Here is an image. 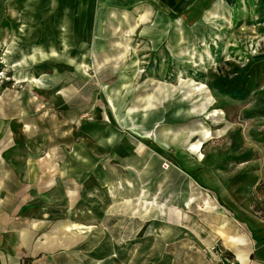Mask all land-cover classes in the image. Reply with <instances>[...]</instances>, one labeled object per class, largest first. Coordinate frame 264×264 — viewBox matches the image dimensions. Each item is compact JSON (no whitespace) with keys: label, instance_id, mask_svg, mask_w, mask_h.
Segmentation results:
<instances>
[{"label":"rangeland","instance_id":"1","mask_svg":"<svg viewBox=\"0 0 264 264\" xmlns=\"http://www.w3.org/2000/svg\"><path fill=\"white\" fill-rule=\"evenodd\" d=\"M2 1L15 13L16 0ZM231 1L228 22L211 19L216 16L208 12L210 20L201 22L200 28L184 23L185 53L174 54L170 48L168 59L155 61L164 62L166 69L141 68L139 81L154 79L172 90L166 101L154 96L146 110L129 112L131 107L141 109L143 103L119 102V92L131 90L133 95L134 88L112 87L114 77L106 76L107 85L100 87L45 84L44 78L54 75L60 61H29L30 51L39 45L33 39L10 40L4 53L0 50V256L9 258L6 264H47L32 258L84 240L90 252L98 251L100 257L103 251L111 257L87 258L83 264H151L144 258L137 263L128 258L134 222L146 219L130 212L142 206L153 209L147 216L153 218L156 230L160 225L156 220L167 221L176 235L182 230L177 229L181 220L186 228L194 214H204L207 221L217 216L218 221L224 218L242 228L264 248V25L252 17L249 1ZM54 5L46 0L42 14H53ZM32 12L26 3L25 31L32 25ZM200 29L197 40L191 32ZM40 48L48 53L47 47ZM6 51L8 63L2 61ZM61 75L54 77L58 80ZM30 78L42 85H34ZM199 85L204 88L195 90ZM145 90L154 93L155 88ZM93 109L108 110L110 124H97ZM105 126L122 127L141 137L146 153L120 160L102 149L93 134L96 127ZM163 160L171 163L167 171L160 167ZM87 173L116 182L78 193L82 199L87 195V200L73 212L72 200L65 198L70 189L66 178ZM51 186L59 190L50 191ZM215 188L226 197L217 196ZM204 201L215 208L204 209ZM183 202L189 212L172 210ZM199 203L202 211L195 212ZM117 208L118 214L111 213ZM159 208L170 211L159 214ZM101 209L108 215L97 228L103 215L96 212ZM81 227L89 230L70 242ZM93 240L100 242L93 245Z\"/></svg>","mask_w":264,"mask_h":264},{"label":"crops","instance_id":"2","mask_svg":"<svg viewBox=\"0 0 264 264\" xmlns=\"http://www.w3.org/2000/svg\"><path fill=\"white\" fill-rule=\"evenodd\" d=\"M53 1L55 4L53 14H44V10L42 14L40 7L44 6L46 0H28V2L16 0L15 13L6 10L5 4L0 0V50L4 53L5 47L10 45V40L13 42L17 38H23L24 42L27 39L38 42L39 45L34 46L29 53V61L34 63L60 61V67L53 68L52 65H48L55 71L47 80L44 78L45 84L49 86L100 87L107 85L109 78L106 76L114 77L113 82L110 83L112 87L134 88L133 95L131 90L129 93L125 90L121 91V94L119 92V102L143 103L141 109L131 107L129 112L148 109L154 96L156 101L163 102L171 95L172 90L166 88L168 85L165 83L150 78L139 81L137 77L142 67L149 70L166 69L167 65L164 62L155 61L159 58H167L165 56L169 54L170 48H173L174 54L179 53V50L181 54L185 53L183 51L186 38L185 22L190 21L193 27L200 28L201 22L207 23L210 20L206 19L208 12H213L216 16L213 18L212 15L211 19L218 18L228 22L229 11L232 10L231 0L230 2L227 0ZM247 1L253 12L252 17L259 19V24L264 25V0ZM26 3L33 8V12L30 15L32 25L27 26L28 30L25 31L26 16H29L24 14ZM191 34L195 39L200 40L202 31L193 30ZM21 44L22 42H18L17 46ZM41 46L47 47V54L42 51ZM7 55H9L8 51H6V59L3 56L4 59L1 58L6 63H8ZM60 72H64L63 76ZM58 74L61 78L56 80L54 76L57 77ZM29 80L34 85H42L41 80L35 78ZM147 87L155 88L154 93L144 92ZM201 88L204 87L199 85L195 90L199 91ZM90 112L97 124H110L108 110L93 109ZM105 127H96L93 139L102 149L112 153L116 158L122 160L138 152L146 153V150L140 146L141 137L126 133L122 127L119 129ZM177 178L183 179L182 176ZM191 178L195 182H200L196 176ZM114 180L105 175L95 176L87 173L80 178L70 174L66 178L70 189L65 191V198L67 201L72 200L71 210L74 212L77 205L87 200V195H82V199L78 193L81 194L89 188L113 184L116 182ZM120 181L128 183L121 179ZM53 187L55 186L50 187V191H53ZM56 190L59 188L55 187L54 191ZM213 191L219 197H226L225 194H218L216 188ZM140 192L143 195L145 187H142ZM201 204L204 209L215 208L207 201ZM201 204L195 205V212L202 211ZM159 209V214L170 211L165 208ZM172 210L186 214L189 208L183 202L182 207ZM107 211L97 210L96 213L103 215L96 223L97 228L102 226L105 215H108ZM119 211L120 209L117 208L111 213L118 214ZM152 213L153 209L147 206L131 209L130 214L146 216L145 223L135 221L130 232L134 238L128 240L130 247L133 248L128 258L134 259V263L144 258L146 263L151 264H264V248L261 242L259 241L260 245H256V241L250 238L247 232L242 228L234 227L224 218L218 221L217 216L214 220L208 217L207 221L204 214H194L188 227H183L186 225L185 219L177 224V229L182 230H177L175 235L174 230L169 227L170 224L163 219L156 220L160 225L158 230L154 229L153 218L147 216H152ZM88 230L86 228L85 231L81 227L78 234L69 241L80 240ZM85 241L55 253L40 252L32 259L36 262L46 261L47 264H83L82 262L87 258L111 257L103 251L98 257V251L90 252ZM99 242L93 240L92 244L96 245ZM42 258L44 259L41 260ZM8 261L9 258L0 256V264H6Z\"/></svg>","mask_w":264,"mask_h":264},{"label":"built area","instance_id":"3","mask_svg":"<svg viewBox=\"0 0 264 264\" xmlns=\"http://www.w3.org/2000/svg\"><path fill=\"white\" fill-rule=\"evenodd\" d=\"M171 166V163L168 160H163V162L161 163V169L164 171H167Z\"/></svg>","mask_w":264,"mask_h":264},{"label":"trees","instance_id":"4","mask_svg":"<svg viewBox=\"0 0 264 264\" xmlns=\"http://www.w3.org/2000/svg\"><path fill=\"white\" fill-rule=\"evenodd\" d=\"M242 78H244V77H242ZM233 83V82H232ZM244 83V82H243ZM229 87V86H228ZM254 240L256 241V245H260V242L258 241V240H256L255 238H254Z\"/></svg>","mask_w":264,"mask_h":264},{"label":"bare ground","instance_id":"5","mask_svg":"<svg viewBox=\"0 0 264 264\" xmlns=\"http://www.w3.org/2000/svg\"><path fill=\"white\" fill-rule=\"evenodd\" d=\"M201 89H202V88H201ZM201 89H200V90H201ZM87 229H89V228H87Z\"/></svg>","mask_w":264,"mask_h":264}]
</instances>
